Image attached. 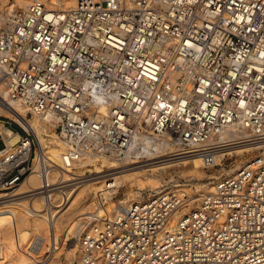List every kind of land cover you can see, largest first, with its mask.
I'll return each instance as SVG.
<instances>
[{
	"label": "built area",
	"instance_id": "2783aa9c",
	"mask_svg": "<svg viewBox=\"0 0 264 264\" xmlns=\"http://www.w3.org/2000/svg\"><path fill=\"white\" fill-rule=\"evenodd\" d=\"M12 103L55 126L64 169L87 157L153 160L171 140L205 168L227 146L259 148L176 222L179 191L127 201L107 179L85 218L82 264H264V0L11 2L0 105ZM0 118L20 134L11 148L0 134V194L35 174L50 199L64 183L50 181L35 129Z\"/></svg>",
	"mask_w": 264,
	"mask_h": 264
},
{
	"label": "bare ground",
	"instance_id": "6f19581e",
	"mask_svg": "<svg viewBox=\"0 0 264 264\" xmlns=\"http://www.w3.org/2000/svg\"><path fill=\"white\" fill-rule=\"evenodd\" d=\"M11 2L23 4L26 0H0V31L6 27ZM12 104L13 108L0 105V115L7 116L25 127L31 126L35 129L40 140V149L49 157L54 166L50 181L55 183L60 179L64 184L53 188L50 199H47L43 196L42 191L35 193L41 188V181L35 174H31L22 183V191L16 194L13 193L9 200L3 202V205L0 206V232L4 252L0 257V264L38 263L37 258L43 254V251L47 247L51 246L49 251L55 254L61 243L67 244L68 247V241L71 239H74V241L71 247H69V254L75 256L78 264H82L80 235L88 226L85 219L86 215L92 213L98 206L102 190L104 189V183H106L107 179L114 180L115 185L119 187L126 186L130 190L129 194L131 195L127 196L126 200L133 201L143 197L142 193L146 189L151 191L150 194L170 189L163 182H177V174L190 179L198 178V180H203L205 177H208V179L220 177L216 174L210 175L207 173L204 169H213L215 167L205 168L203 160L197 155L187 154L186 157L189 160H181L182 157L177 155L184 154L185 152L181 151L182 148L172 140L164 143L161 154L156 157L171 156L172 154V156L176 157L169 158L160 163L159 166L145 168L140 165V167L128 168L129 165L141 161L132 162L117 158L87 157L76 168L64 169L62 167L61 155L66 149V144L59 138L55 126L46 123L36 115L30 116L25 107L16 103ZM0 134L7 140L9 148L20 139V134L13 132L2 120H0ZM229 136L234 139H240L245 136V133L243 131H236L229 134ZM256 149L259 148L254 143H240L227 146L218 155L216 166H223L227 155L240 156ZM189 164L192 167V172H188L189 174L187 173L188 175H186ZM241 164V161L238 160L236 167L230 169L227 174H232ZM122 168L123 170L119 172L98 177L103 179L91 178L73 182V180L78 178L72 175L84 177L86 171L100 174L108 170ZM172 169L175 171H172ZM178 169L179 172L176 173ZM107 176L113 177L109 178ZM167 177H169V180H166ZM215 182L198 183L197 191L201 193L196 197L192 194V190L188 187V184L176 190L173 188L174 191H179L178 194L184 199L183 204L174 212L172 216L173 221L176 222L183 214L196 208L202 195L212 190ZM178 186L181 185H172V187ZM114 190L115 194L119 192L117 188ZM31 191L35 193L31 199H28L26 196L12 197ZM108 193L112 194V190H109ZM9 196L0 194V199ZM113 197L108 196V201L111 204H113ZM87 208L89 209L86 210ZM66 214L67 216L69 215V223L66 225L63 235H59L57 232L54 233V237L49 235L48 224L52 222L57 227L58 222Z\"/></svg>",
	"mask_w": 264,
	"mask_h": 264
},
{
	"label": "rangeland",
	"instance_id": "374dc122",
	"mask_svg": "<svg viewBox=\"0 0 264 264\" xmlns=\"http://www.w3.org/2000/svg\"><path fill=\"white\" fill-rule=\"evenodd\" d=\"M0 119L3 120V118H0ZM3 145L4 144H3L2 140L0 139V147H3ZM257 153H258L257 150H252V151L246 152V153H244V155H240V156H238V155H233V156L227 155L226 158L224 159V165L223 166H216L213 169H204V170H206L207 173H209L210 175H214V174H216L218 176L227 175V172L230 169L236 167L238 160H240L241 163H244L246 160H249V159L253 158L255 156V154H257ZM172 155L171 156H162L163 158L162 157H158V158L153 159V160L142 161V162H139V163H136V164H133V165H129L128 168H130V167H140V165L145 167V168H150V167H153V166H159L160 163L168 160L169 158H175L176 157V156H172ZM186 155L187 154H181V155H177V156L182 157L181 160H189V158L186 157ZM89 168H92V167H89ZM188 169L186 171V175H188L190 172H192V167L190 166V164L188 165ZM121 170H123V168L122 169H116V170H108V171L102 172L100 174H97L95 172L86 171L84 177H80V176L75 175V178H78V179L73 180V182H76V181H79V180H84V179H91V178L103 179V178H98V177L104 176L106 174L116 173V172H119ZM173 170L174 169H172V171ZM177 172H179V169L176 171V173ZM107 177L110 178V177H113V176H107ZM176 179H177V182H170L169 183V182H165L164 181L163 183L166 184L167 188L170 187V189L172 191H174V190H176L178 188H183V185H185V184L187 185L188 184V187L191 188L192 194L194 195V197L198 196V194L201 193V192L197 191V184L198 183H210V182L216 181V179H208V177H205L203 180H198V178L190 179V178H187V177H183L180 174L176 175ZM166 180H169V177H167ZM175 184H180L181 186L172 187V185H175ZM22 185L23 184H21L16 189L14 194H16L17 192L22 191L21 190ZM173 188H174V190H173ZM129 191L130 190L126 186L121 187L119 189L118 194H116V199H126L127 196H131L129 194ZM38 192H41V191L37 190V192H35V193H38ZM35 193H34V191L25 192V193H22L20 195H15V196H12V197L26 196L28 199H31L33 194H35ZM150 193H151V191L149 189H146L142 193V196L146 197ZM10 198H11V195L9 197L1 198L0 199V206L3 205L4 201L9 200ZM199 203H200V201H199ZM88 209L89 208H87L86 210H88ZM68 223H69V215L67 216V214L61 218V220L57 224V227H56V225L54 226L52 224V222H50L48 224V226H49V235L54 237V233H56V232L59 235H63V233L65 231V228H66V225ZM73 241H74V239H71V240L68 241L69 242V246L68 247H67V244H62L61 243V245H59V249L56 251L55 254H52V252L49 251V248H51V246L49 245L50 247L49 248L47 247L43 251V254L40 255L37 258V260L39 262L35 263V264H78L77 260L75 259V256L69 254L70 253L69 252V247H71Z\"/></svg>",
	"mask_w": 264,
	"mask_h": 264
}]
</instances>
